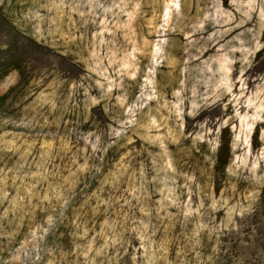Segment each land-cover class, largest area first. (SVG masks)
I'll list each match as a JSON object with an SVG mask.
<instances>
[{
    "label": "rangeland",
    "instance_id": "374dc122",
    "mask_svg": "<svg viewBox=\"0 0 264 264\" xmlns=\"http://www.w3.org/2000/svg\"><path fill=\"white\" fill-rule=\"evenodd\" d=\"M263 187L264 0H0V264H239Z\"/></svg>",
    "mask_w": 264,
    "mask_h": 264
},
{
    "label": "trees",
    "instance_id": "16d2710c",
    "mask_svg": "<svg viewBox=\"0 0 264 264\" xmlns=\"http://www.w3.org/2000/svg\"><path fill=\"white\" fill-rule=\"evenodd\" d=\"M229 150V143L222 144L217 157L216 170L227 168L222 161V150ZM221 254L227 262L239 264H264V187L251 213L236 223V229L224 235Z\"/></svg>",
    "mask_w": 264,
    "mask_h": 264
}]
</instances>
